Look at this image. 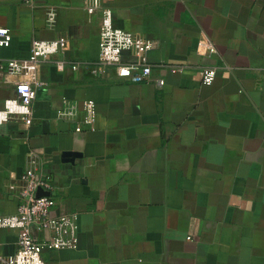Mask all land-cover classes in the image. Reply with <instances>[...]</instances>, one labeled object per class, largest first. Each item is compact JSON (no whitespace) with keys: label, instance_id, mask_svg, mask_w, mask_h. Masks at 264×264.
<instances>
[{"label":"crops","instance_id":"obj_1","mask_svg":"<svg viewBox=\"0 0 264 264\" xmlns=\"http://www.w3.org/2000/svg\"><path fill=\"white\" fill-rule=\"evenodd\" d=\"M90 3L0 0L11 35L0 60L26 59L36 40L59 45L37 74L31 124L0 125V216L16 210L9 187L32 151L53 182V214L77 215V247L43 252L44 264H264V0H96L91 15ZM104 7L151 42L162 87L96 67ZM205 67L216 69L209 85ZM26 80H0V109ZM64 101L77 103L73 119L58 116ZM17 238L0 229V257Z\"/></svg>","mask_w":264,"mask_h":264},{"label":"built area","instance_id":"obj_2","mask_svg":"<svg viewBox=\"0 0 264 264\" xmlns=\"http://www.w3.org/2000/svg\"><path fill=\"white\" fill-rule=\"evenodd\" d=\"M25 5H31L33 0H20ZM86 12L93 14L96 10L92 4L96 0H88ZM56 14L53 9L46 11V23L49 27L55 23ZM11 40L9 29L0 25V47ZM99 54L96 67L102 72L114 71L120 80L130 83L154 82L162 87L164 79L155 77L154 71L159 65L149 61L147 54L152 44L147 39L113 25L111 9H100ZM56 40H36L32 43L30 54L26 59L0 60V80L25 76L26 81L15 83L14 94L7 98L0 109V125L9 120H18L30 125L32 122V103L36 98L38 88L45 82L38 78L43 64L52 60L58 53ZM123 53H129V60L123 59ZM58 71H62L67 63L62 60L54 62ZM78 64H71L76 69ZM172 73H181L180 66H167ZM215 68L205 67L200 70V82L205 85L212 83ZM86 112V122L91 123L95 114L94 104L90 100L82 102ZM77 113V103L64 101V106L58 113L60 118L73 119ZM82 130L81 125L75 126V131ZM43 161L35 152L29 151L25 157V166L20 173L18 185H10L16 190L17 206L11 215L0 216V229L18 231L17 248L13 255L0 257V264H44L42 253L60 249L74 250L78 242L77 215L75 213L53 214L56 204L51 195L53 182L42 174ZM48 191V195L36 196L38 190Z\"/></svg>","mask_w":264,"mask_h":264},{"label":"water","instance_id":"obj_3","mask_svg":"<svg viewBox=\"0 0 264 264\" xmlns=\"http://www.w3.org/2000/svg\"><path fill=\"white\" fill-rule=\"evenodd\" d=\"M48 194H49L48 191H44V190H41V189L36 192V196L48 195Z\"/></svg>","mask_w":264,"mask_h":264}]
</instances>
